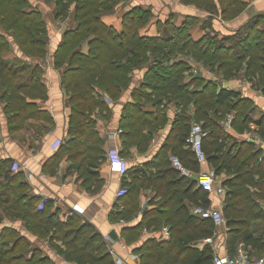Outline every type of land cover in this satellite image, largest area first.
<instances>
[{
  "label": "trees",
  "instance_id": "1",
  "mask_svg": "<svg viewBox=\"0 0 264 264\" xmlns=\"http://www.w3.org/2000/svg\"><path fill=\"white\" fill-rule=\"evenodd\" d=\"M53 1L55 18L67 17L73 5L76 22L75 28L63 32L62 40L53 53V66L60 71L62 86L71 94L70 133H88L87 140L91 137L92 144H99V140L93 137V123L88 117V113L99 106V101L93 95V87L104 89L112 99H116L121 89L127 86L130 66L145 61L143 47L153 41L135 34L137 28L148 19L149 12L132 6L122 17L125 22H131L129 31L119 34L100 21V15L112 12L118 0ZM185 1L212 15L217 14L225 21L238 16L247 5L246 0ZM260 21L259 16L254 18L240 27L233 38L232 35L223 36L222 39L229 45L226 49L219 45V32L207 33L194 41L185 28H175L169 42L157 39L154 43V64L143 76L139 88L133 90V101L123 108L121 128L126 130L122 134L123 142L145 151L154 134L167 122L165 105L174 102L179 112L151 163L155 172L143 169L133 176L131 183L125 181V193L119 199L124 205L120 214L128 218L137 210L139 189L153 187L160 199L153 209L143 213L135 228L157 230L162 224L170 226L168 240H149L139 248L140 264H212L211 249L190 246L194 239L199 240L212 232L211 220L190 213L192 204L207 206L208 193L197 188L193 178L182 176L170 168L167 159V152L170 151L187 168H199L194 154L185 147L192 119L200 121L204 129L209 130L203 139L208 164L214 167L217 175L226 176L221 182L225 188L222 212L228 228L234 233L244 232L250 244L253 239L249 231L251 224L259 219L264 225V159H259L261 149H257L255 143L237 141L220 125L228 113H233V130L237 133L247 130L251 122L249 110L254 108L253 101L237 89L219 86L215 82L206 83L202 76L184 82V72L189 66L182 60L175 61L169 67L165 64L167 54L182 53L211 70H219L223 77L237 75L236 71L241 69L252 87L260 88L264 94V27L259 28ZM121 36L127 40L117 49L119 44L116 40ZM232 39L236 42H231ZM47 41V27L41 8L30 0H0V87H4L2 98L7 113L26 117L25 112L29 110V105L19 93L26 91L18 87H43L37 77L38 67L28 78L30 85L19 84L16 79L19 71L27 68L30 61L37 63L45 57ZM83 42L89 44L87 53L81 51ZM11 46L21 52L25 61L10 63L1 59V55ZM117 56H120L119 59ZM124 57L126 61H122ZM231 71L235 73L230 74ZM144 102H152L154 113L142 109ZM10 117L14 120L12 115ZM255 125L257 135L264 141V113L255 120ZM95 149L98 157L101 156L102 151L98 147ZM95 158L92 164L98 173L97 166L105 156L99 162ZM128 171L129 168L126 173ZM21 179V173L13 170L7 160H0V226L3 216L11 220L21 219L25 228L39 239L50 234L52 240L62 241L65 250H60V253L68 259L80 264H113L89 226L79 227L76 217L67 223L57 221V208L53 209L49 201L41 209L35 208L37 198L26 193L27 184ZM135 228L130 229L129 235L133 233L137 236ZM29 250H32L30 256L27 255ZM49 263L50 258L43 254L41 247H33L29 238L21 235L18 229L11 225L0 227V264Z\"/></svg>",
  "mask_w": 264,
  "mask_h": 264
},
{
  "label": "crops",
  "instance_id": "2",
  "mask_svg": "<svg viewBox=\"0 0 264 264\" xmlns=\"http://www.w3.org/2000/svg\"><path fill=\"white\" fill-rule=\"evenodd\" d=\"M30 1L48 15L45 17L48 34L46 55L40 58L37 63L30 61L27 68L19 71L16 81L19 84H28L30 82L28 78L34 72L35 67H38L37 77L41 80L43 87H18L26 91L19 92L24 102L29 105V110L25 112L26 117L5 111L6 103L2 98L4 87H0V160H7L10 166L13 163L18 164L16 171L21 173V180L27 184L26 193L37 198L35 208L41 209L43 204L49 201L51 207L57 208L55 214L57 221L67 223L72 217H76L79 220V227L89 226L93 234L97 235L98 240L103 244L104 253L109 255L113 264H116L118 260L121 261V264H140L139 248L149 240L154 239L157 242L168 240L170 226L162 224L157 230L135 228L142 219L143 213L156 206L155 197L159 198V196L156 195V190L153 187L147 186L139 189L137 210L128 218L120 214L124 205L119 202L120 196L118 197L116 192L125 186V181L128 184L131 183L133 176L142 172L143 169H146V172H155L151 163L161 144L165 141L179 109L174 102L165 105L166 124L154 134L148 148L145 151H139L136 145L123 142L122 134L126 132L121 128L123 108L128 102L133 101V90L139 88L143 76L154 64L153 50L157 39H165L169 42L175 28H185L187 34L194 41L201 39L207 32L231 34L235 28L246 25L258 16L261 19L259 28H263L264 0H246L247 5L242 12L235 18L226 21L219 18L217 14L212 15L185 0H118L112 12L101 14V23L107 28L123 34L129 31L128 27L131 24V22H125L120 15L125 3L148 11V19L137 28L135 34L137 37L153 41L147 42V45L143 47L145 61L130 66L129 82L125 88L121 89L116 99H112L104 89L93 87V95L99 101V106L94 107L88 113V117L93 123L92 129L95 131L93 137L99 140V144L94 143L95 145L92 144L93 138L89 137L87 140L88 133L80 131L76 134L70 133L71 94L62 86L60 71L53 66V53L62 40L64 30L73 29L76 26L73 5L69 9V16L63 22L53 16L54 3L52 1ZM125 40L127 38L123 36L116 40V43L119 44L117 49L120 44L125 43ZM88 49V42H83L81 51L87 53ZM109 54L108 56H110ZM167 55L166 67L179 60L188 64L189 69L184 72V82L201 76L204 77L206 83L216 81L214 72L210 68L203 67L201 63L194 61L191 57L182 55V53ZM119 57L116 58L119 59ZM1 59L10 63L18 60L25 61V57L16 47L4 52ZM126 59L124 57L122 61H126ZM140 59L143 58L140 57ZM191 87L194 86L191 85ZM234 88L239 90V87ZM241 91L243 96L253 100L251 95L254 92L251 89ZM253 98V102H255L253 111H256L258 107L259 112L257 116L251 115L249 129L243 133H235V130L230 126L227 132L237 141L255 143L256 148L261 149L259 158L261 160L264 159L262 158L264 141L257 135L255 120L264 113V95L261 94L260 101ZM142 109L153 113L155 111L152 102H144ZM11 115L14 120L11 119ZM230 116L233 118V115L230 114ZM255 137H258L259 140ZM58 141H60L59 144L54 147ZM84 141H86L85 144H83ZM95 147L102 151L101 156L98 157L99 153ZM112 148H117L128 164L129 171L124 177L106 169L97 173L92 164L94 157L97 159L96 162H99ZM171 155L176 154L167 152L169 163ZM198 165L199 170L210 166L207 161ZM169 167L174 169L171 163ZM217 177L221 182L226 179L225 174L217 175ZM193 179L195 181L194 177ZM195 184L197 188H200L196 181ZM224 198L225 193L224 195L208 193V204L205 207L217 208L222 211L225 204ZM74 205L79 210L73 208ZM194 205H198V203L190 205V213L191 207ZM262 224L259 219L251 224L249 231L253 239L250 244L246 241L244 232H232L226 222L223 226L213 225V227L222 228V230L219 233L213 231L207 235L214 237L211 244L205 243L203 241L205 237H203L191 247L198 249L208 247L213 256L225 253L233 256L238 248H242L252 258L262 257L264 256V225ZM4 225H11L18 229L21 235L29 238L33 247L39 245L43 254L50 258L49 264H80L60 253V250H65L62 241L52 240L50 234L39 239L25 228L21 219L11 220L3 216L1 226ZM164 226L167 227V231L162 230ZM132 228H135L137 236H134L133 233L129 235ZM31 253L32 250H29L27 255L30 256Z\"/></svg>",
  "mask_w": 264,
  "mask_h": 264
},
{
  "label": "built area",
  "instance_id": "3",
  "mask_svg": "<svg viewBox=\"0 0 264 264\" xmlns=\"http://www.w3.org/2000/svg\"><path fill=\"white\" fill-rule=\"evenodd\" d=\"M124 9L120 12L121 17H123L126 13H128L132 6L130 3H125L123 5ZM232 117L230 114H227L221 121L220 125L222 128L227 131L231 126ZM209 133L208 129H204L202 123L198 120H192L190 123V128L188 131V135L186 137V147L190 149V151L194 154L196 161L198 164H204L207 161L206 153L203 149V139ZM259 140L258 137H255ZM58 141L54 147L59 144ZM262 158H264V153L262 154ZM171 166L179 172L180 175L185 177H192V171L183 165L181 160L177 155H171L170 157ZM11 168L16 170L18 168L17 163H13ZM103 169L108 170L109 172L115 173L118 176L125 175L128 164L125 159L120 154L117 148H112L107 151L104 160L100 161L97 166V171L100 172ZM197 185L208 193H214L217 195H224L225 188L223 187L221 180L217 177L214 167L209 166L204 170H199L194 176ZM125 193V189L121 188L116 192V195L119 197ZM73 208H77L76 205ZM54 209V208H53ZM191 213L193 215L199 216L203 219H209L215 226H223L226 224V219L220 209L205 207L200 204L194 205L191 207ZM163 231H167V227L164 226L162 228ZM214 237L207 236L203 239L205 243H212ZM241 247V246H240ZM116 264H121V261H117ZM212 264H264V256L252 258L248 255L246 251L242 248H238L235 255L231 256L227 253L220 256H213Z\"/></svg>",
  "mask_w": 264,
  "mask_h": 264
},
{
  "label": "rangeland",
  "instance_id": "4",
  "mask_svg": "<svg viewBox=\"0 0 264 264\" xmlns=\"http://www.w3.org/2000/svg\"><path fill=\"white\" fill-rule=\"evenodd\" d=\"M46 1V0H45ZM34 2H36V0L34 1ZM52 2L54 3V1L52 0ZM54 11H55V4H54V7L52 8V13H53V16H54ZM44 14V20H45V17L46 16H48L46 13H43ZM69 16V15H68ZM67 16V17H68ZM67 17H63V18H57V20L58 21H65V19L67 18ZM219 18H220V16H218ZM233 19V18H232ZM231 20V19H230ZM225 21V20H224ZM45 23H46V21H45ZM239 30V28H235V30H234V32L233 33H231V34H221V33H219V35H218V41H219V45H222V47H224L225 49L229 46L228 45V42H226L225 40H223L222 39V37L223 36H225V35H232L231 36V38H233V36H234V34L237 32ZM65 31V30H64ZM207 33H210V32H207ZM206 33V34H207ZM236 37V36H235ZM222 40V41H221ZM231 42H236V40H230ZM11 48H13L12 46H11ZM15 48V47H14ZM217 63V62H216ZM202 66L203 67H206V66H204L203 64H202ZM210 70H211V68H210ZM212 72H214L213 73V75L215 76V78H216V81H215V83H217L219 86L221 85V86H223V87H227V88H231V89H233L234 87H239V90L241 91V90H243V92H244V90H246V89H251L254 93H252V101H254V98L253 97H255V99H257V101H260V97H261V94H263L262 93V91H261V89L260 88H257V87H252V83L249 81V79H247V77L244 75V70H238V71H236V74L237 75H231L230 77H223V75L221 74V72L219 71V70H211ZM233 73H235L234 71H231V73L230 74H233ZM255 79H258L257 77L255 78ZM17 80V79H16ZM19 81H21V80H19ZM251 81H253V80H251ZM31 84V82H29L27 85H30ZM238 85V86H237ZM231 86V87H230ZM234 89H236V88H234ZM241 94H243L242 93V91H241ZM264 95V94H263ZM252 107H254L255 108V102H253V106ZM264 108V107H263ZM252 108H250V115H254V116H257V113L259 112L258 111V107H257V109H256V111L254 110L253 111V109L251 110ZM228 114H231V115H233V113H228ZM249 129V128H248ZM247 129V130H248ZM247 130H245V131H247ZM245 131H243V132H245ZM242 132V133H243ZM235 133H237L236 131H235ZM237 135V134H236ZM199 171V168L198 169H193L192 170V177L191 178H193L195 175H196V173ZM155 197V196H154ZM156 198V201H155V204H157L158 203V201H159V199L160 198H157V197H155ZM261 201V200H260ZM200 205H202V204H200ZM157 229H159V228H157ZM210 229H212V232L213 231H217L218 233L222 230V228H218V227H212V226H210ZM211 232V233H212ZM204 237H206V236H204ZM203 238V237H202ZM202 238H199V240L200 239H202ZM195 240V239H194ZM192 241L191 242V244H190V246H194L196 243H198V238L195 240V241Z\"/></svg>",
  "mask_w": 264,
  "mask_h": 264
}]
</instances>
